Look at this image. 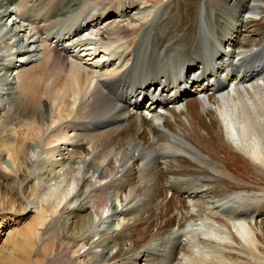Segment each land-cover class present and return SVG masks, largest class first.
Returning a JSON list of instances; mask_svg holds the SVG:
<instances>
[{
  "label": "bare ground",
  "instance_id": "6f19581e",
  "mask_svg": "<svg viewBox=\"0 0 264 264\" xmlns=\"http://www.w3.org/2000/svg\"><path fill=\"white\" fill-rule=\"evenodd\" d=\"M227 14L235 18L237 38L245 35V45L234 48L229 40L223 44L230 47L228 59L223 54L215 59L210 54ZM109 16L93 38L79 37L83 28ZM69 19H75V35L53 38L71 45L68 58L43 43L51 45L55 23ZM263 30L264 0H0V148L11 159L0 158L2 186L9 190L25 173L28 181L49 189L56 207L74 190L69 200L78 201L75 208L90 209L75 233V254L88 246L98 264L239 263V241L247 249L259 244L253 220L263 207L259 200L250 199V205L234 185L242 181L237 166L264 168V78L252 73L263 70L264 55L258 54ZM139 37L145 41L138 59L122 62L118 42L131 46ZM103 50L109 55L99 63ZM235 52L243 57L237 79L245 83L237 84V97L216 95ZM110 56L119 69H108L114 65ZM190 75L198 80L185 96L195 92V98L185 103L178 78L187 77L189 85ZM103 85L115 88L116 98ZM128 91L156 98L173 91L167 100L174 108L154 111L163 122L146 121L140 107H126ZM155 105L151 101L149 107ZM20 135L28 140L11 152V141ZM173 188L170 199L167 191ZM32 206L39 221L25 233L27 246L35 227L43 228L48 219L45 208ZM163 214L171 226L167 231L157 221ZM260 250L254 257L264 263Z\"/></svg>",
  "mask_w": 264,
  "mask_h": 264
},
{
  "label": "rangeland",
  "instance_id": "374dc122",
  "mask_svg": "<svg viewBox=\"0 0 264 264\" xmlns=\"http://www.w3.org/2000/svg\"><path fill=\"white\" fill-rule=\"evenodd\" d=\"M88 5L87 7H89ZM248 17L250 18L253 16L247 15L246 18ZM226 48L230 49V47ZM234 97H237V95ZM1 102L2 101H0V103ZM5 108L8 109L9 105ZM24 112L25 108L22 107L19 110V115L24 114ZM6 115L7 111L5 110L2 112V116L5 117ZM127 132L131 134L132 129H129ZM25 137V135H22V137L20 135V137L18 136L11 141L9 150L12 152L17 147L21 148L23 143L28 140V137ZM140 137L147 140L146 134H142ZM12 145L14 146V149ZM215 147H217V144L213 142L211 148L217 151V148L215 149ZM2 152L3 150L1 151L0 148V158L3 161H8L10 156L5 152ZM161 168H164L163 164H161ZM255 168L256 170L253 168L251 169L250 167L243 168L242 166H237V175H242V181L234 183V185L237 184V192L249 196L247 201L250 205L252 203L250 202V199H252L251 201L259 200L258 202L263 203V207L258 208V213L261 216L259 215L257 217L256 214V217L254 216L253 220L255 233L259 238V244L254 248L248 246L247 249L244 246L242 247L241 245H243V243L239 241V246L236 247L237 251H235L238 255L237 260H239V263L237 264H264L261 263L260 258L254 257L255 249L260 250L264 243V227L260 228L261 225H264V168L260 166ZM234 169H236V166ZM2 176L3 174L0 164V179ZM35 176L34 179L37 178L36 174ZM33 181H28L27 174L23 173L18 181H13V185L9 190H5L2 186V181L0 180V264H98L97 257L93 253H89L88 246L80 248L79 254H75V233L79 229L81 223L86 222L90 209L84 208L82 205H80L81 207L79 206L80 208H75V206L79 204L78 201H75L73 204V202L69 200L73 199L72 196L75 194V191L72 190L73 186L70 187L72 190L70 197L67 200H64L60 207H56L57 205L54 201V197L49 195L51 194L48 191L49 189H44L41 184H34L35 180ZM87 201L90 202L88 204L90 206L92 200L90 201L89 198H84L82 202L84 203ZM26 202H30L31 204V207L29 206L28 209H26ZM32 205L39 208H45L46 213H48L46 214L48 219L43 228L35 227L36 231L30 235V237H32V243L27 246L24 244L27 240L25 233L30 227L35 226L39 221L36 215V210ZM106 210L103 212L105 215L108 211ZM71 211L73 213L69 215ZM239 212L241 213V211ZM157 221L161 224V227L159 228L160 230L167 231L168 229H171L164 214L160 215L159 220L157 219ZM92 236H94L93 238L95 239L98 237L95 236V234ZM182 246L184 247V243H182ZM260 251L264 253L263 248ZM182 256L183 252L181 249H178L177 257L181 258Z\"/></svg>",
  "mask_w": 264,
  "mask_h": 264
}]
</instances>
